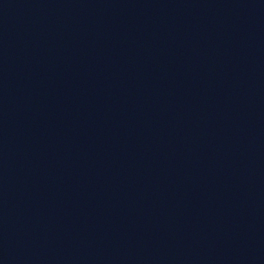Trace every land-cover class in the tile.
I'll use <instances>...</instances> for the list:
<instances>
[{
	"label": "water",
	"instance_id": "obj_1",
	"mask_svg": "<svg viewBox=\"0 0 264 264\" xmlns=\"http://www.w3.org/2000/svg\"><path fill=\"white\" fill-rule=\"evenodd\" d=\"M0 264H264V0H0Z\"/></svg>",
	"mask_w": 264,
	"mask_h": 264
}]
</instances>
